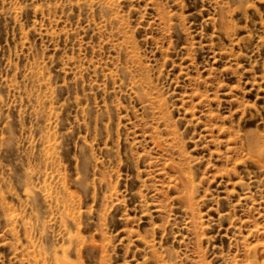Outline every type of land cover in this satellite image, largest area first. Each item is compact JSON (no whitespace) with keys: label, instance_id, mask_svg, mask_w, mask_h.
<instances>
[{"label":"rangeland","instance_id":"obj_1","mask_svg":"<svg viewBox=\"0 0 264 264\" xmlns=\"http://www.w3.org/2000/svg\"><path fill=\"white\" fill-rule=\"evenodd\" d=\"M263 247L264 0H0V264Z\"/></svg>","mask_w":264,"mask_h":264},{"label":"bare ground","instance_id":"obj_2","mask_svg":"<svg viewBox=\"0 0 264 264\" xmlns=\"http://www.w3.org/2000/svg\"><path fill=\"white\" fill-rule=\"evenodd\" d=\"M260 247V246H259ZM257 250V248H256ZM256 255H257V259L261 264H264V247L263 248H259L256 251Z\"/></svg>","mask_w":264,"mask_h":264}]
</instances>
